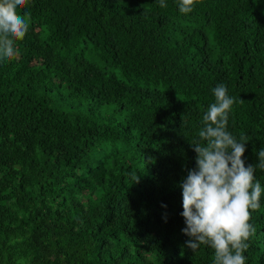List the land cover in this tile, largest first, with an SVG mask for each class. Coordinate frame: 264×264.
Instances as JSON below:
<instances>
[{
	"label": "trees",
	"instance_id": "1",
	"mask_svg": "<svg viewBox=\"0 0 264 264\" xmlns=\"http://www.w3.org/2000/svg\"><path fill=\"white\" fill-rule=\"evenodd\" d=\"M164 3L17 9L28 30L0 58V264H214L185 245L180 185L221 84L261 184L242 254L264 264V0Z\"/></svg>",
	"mask_w": 264,
	"mask_h": 264
},
{
	"label": "clouds",
	"instance_id": "2",
	"mask_svg": "<svg viewBox=\"0 0 264 264\" xmlns=\"http://www.w3.org/2000/svg\"><path fill=\"white\" fill-rule=\"evenodd\" d=\"M195 2L180 0L179 11L190 13ZM26 3L27 0H0V58H12L14 39L22 40L28 30L26 19L17 14V9ZM160 6L166 7L164 0H160ZM213 94L215 102L203 117L205 127L199 139L190 142L197 153L196 167L187 170L180 185V215L186 225L182 232L189 237L185 245L193 253L201 245L214 249V264H245L242 253L253 231L250 210L260 207L261 184L253 183L254 167H246L242 159L247 142H237L225 130L234 99L227 95L223 84ZM260 156H264V150Z\"/></svg>",
	"mask_w": 264,
	"mask_h": 264
}]
</instances>
